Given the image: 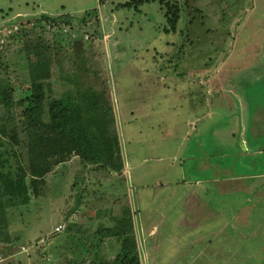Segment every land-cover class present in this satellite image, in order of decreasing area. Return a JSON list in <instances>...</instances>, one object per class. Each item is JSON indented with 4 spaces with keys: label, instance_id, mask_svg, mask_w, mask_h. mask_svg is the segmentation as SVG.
Here are the masks:
<instances>
[{
    "label": "rangeland",
    "instance_id": "1",
    "mask_svg": "<svg viewBox=\"0 0 264 264\" xmlns=\"http://www.w3.org/2000/svg\"><path fill=\"white\" fill-rule=\"evenodd\" d=\"M127 1L0 0V25L73 14L71 33L29 35L51 45L43 79L51 96L85 93L83 105L100 94L129 160L121 173L76 154L54 165L31 199L7 207L0 264L112 261L122 240L105 229L116 231L127 209L141 264H264V0H181L196 16L189 48L186 35L165 30L158 0ZM15 24L11 35L0 29V74L19 100L36 55ZM22 108L15 120L0 109L8 133ZM17 137L27 164V139ZM9 141L0 135L6 170L17 165Z\"/></svg>",
    "mask_w": 264,
    "mask_h": 264
},
{
    "label": "trees",
    "instance_id": "2",
    "mask_svg": "<svg viewBox=\"0 0 264 264\" xmlns=\"http://www.w3.org/2000/svg\"><path fill=\"white\" fill-rule=\"evenodd\" d=\"M144 1L146 0H128L126 3H122V6L132 4L138 6ZM158 1L169 24L165 30L178 32L182 36L186 35L187 45H185L186 48L187 46L189 48V28L190 23L196 19L195 14L186 11L185 7L181 5V0ZM182 16L186 17L185 24L184 27L178 29V22ZM73 19L71 13L56 15L43 13L38 17L25 19L19 17L15 21L0 25L2 27L19 22L21 28L14 37H20L23 34V38H25L23 41L24 49L28 52L34 51L36 55L35 65L31 71L30 85L23 91L19 100L14 98V88L10 85L8 77L0 74V109L9 113L7 118L11 119L12 117L15 120V104H20L23 107L22 112L18 114L21 117V122L18 121L16 126L27 139L28 153V163L25 164L22 154L15 148L20 143L17 137L18 129L15 128L13 133H8L9 129L6 125L0 123V135L6 136L8 134L9 144L13 150L11 154L17 159V165L9 164L10 169L6 170L5 168L10 162L7 155H10V152L0 151L1 227L6 225L7 207L16 206L21 204L23 200L27 202L31 199L30 187L36 188L38 182L43 181L45 175L54 165L65 161L73 154L80 156L89 165L116 173H121L125 168V159L122 154L115 119L110 114L108 103L105 100L104 102L101 101V95L96 96L94 94V99L90 101L89 98L88 102L83 105L81 101L87 99L85 93L51 96V89L47 88L43 79L49 76L45 64L48 63L47 51L51 49V45L42 42L40 39H30L29 35L35 33V35L43 38L42 34L46 32L56 34L55 28L62 25L64 27L68 25V28L75 26ZM89 19V12L86 11L79 21L84 23ZM30 23L32 24L30 25ZM85 32L86 29L82 30V38ZM73 40L83 39H69L70 42H74ZM3 44L0 43V51L3 50ZM65 98L69 101L64 100ZM3 114H0L2 122ZM115 228L116 231L112 228L105 230L109 231V238L116 237L118 240H122L120 251L112 261L92 259L91 264H141L138 243L133 235V214L129 209L125 211V217L117 219Z\"/></svg>",
    "mask_w": 264,
    "mask_h": 264
},
{
    "label": "built area",
    "instance_id": "3",
    "mask_svg": "<svg viewBox=\"0 0 264 264\" xmlns=\"http://www.w3.org/2000/svg\"><path fill=\"white\" fill-rule=\"evenodd\" d=\"M13 25L12 26H2V27H0V29H2L3 28V32L5 33V34H8V35H11L14 31H16L17 30V28H18V26L15 24L14 25V23H12ZM10 25V24H9ZM65 28V30H67V32H70L71 33V31H70V28H68V27H64ZM66 32V33H67ZM75 34H72V36H74ZM0 41H1V39H0ZM63 228V224H59L57 227H56V230L57 231H60L61 229Z\"/></svg>",
    "mask_w": 264,
    "mask_h": 264
},
{
    "label": "crops",
    "instance_id": "4",
    "mask_svg": "<svg viewBox=\"0 0 264 264\" xmlns=\"http://www.w3.org/2000/svg\"><path fill=\"white\" fill-rule=\"evenodd\" d=\"M124 159H125V158H124ZM125 164H126L125 168L127 169V167H128L127 165H129V160H128V159L125 160ZM125 168H124V169H125ZM128 168H129V167H128Z\"/></svg>",
    "mask_w": 264,
    "mask_h": 264
}]
</instances>
